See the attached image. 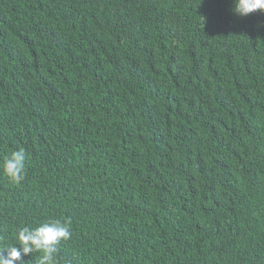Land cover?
<instances>
[{
  "label": "trees",
  "instance_id": "trees-1",
  "mask_svg": "<svg viewBox=\"0 0 264 264\" xmlns=\"http://www.w3.org/2000/svg\"><path fill=\"white\" fill-rule=\"evenodd\" d=\"M232 8L0 0V251L59 220L51 264H264V13Z\"/></svg>",
  "mask_w": 264,
  "mask_h": 264
},
{
  "label": "clouds",
  "instance_id": "clouds-1",
  "mask_svg": "<svg viewBox=\"0 0 264 264\" xmlns=\"http://www.w3.org/2000/svg\"><path fill=\"white\" fill-rule=\"evenodd\" d=\"M232 11L240 18H246L255 12L264 13V0H233ZM25 162L26 152L23 148L14 151L4 161L6 175L17 184L24 179ZM70 236L67 225L59 220L41 224L35 229L23 227L17 235L20 246H9L0 251V264H17L36 251L44 253L41 264H51L57 245Z\"/></svg>",
  "mask_w": 264,
  "mask_h": 264
}]
</instances>
